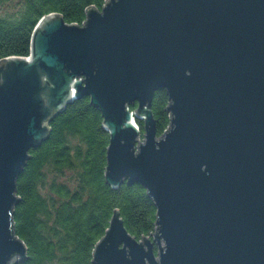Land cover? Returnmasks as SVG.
I'll use <instances>...</instances> for the list:
<instances>
[{"label": "water", "instance_id": "water-1", "mask_svg": "<svg viewBox=\"0 0 264 264\" xmlns=\"http://www.w3.org/2000/svg\"><path fill=\"white\" fill-rule=\"evenodd\" d=\"M83 96L109 134L105 182L141 184L156 208L139 240L115 209L93 264H264V0H105L81 25L43 15L29 55L0 59V264L27 257L12 211L29 150Z\"/></svg>", "mask_w": 264, "mask_h": 264}, {"label": "trees", "instance_id": "trees-1", "mask_svg": "<svg viewBox=\"0 0 264 264\" xmlns=\"http://www.w3.org/2000/svg\"><path fill=\"white\" fill-rule=\"evenodd\" d=\"M7 2L17 6L11 14L1 11ZM104 2L0 0V59L29 55L32 30L43 15L58 12L65 22L81 25L86 11ZM167 105L165 89L156 90L150 108L157 136L170 122ZM102 122L89 97L76 98L52 118L48 137L29 150L12 211L14 232L25 243L27 257L16 264H93V248L115 209L136 239L156 231V208L141 184L112 188L105 182L109 134ZM135 123L142 135V121Z\"/></svg>", "mask_w": 264, "mask_h": 264}, {"label": "rangeland", "instance_id": "rangeland-1", "mask_svg": "<svg viewBox=\"0 0 264 264\" xmlns=\"http://www.w3.org/2000/svg\"><path fill=\"white\" fill-rule=\"evenodd\" d=\"M16 7H17V6H16L14 3H12V2H7V3H5V4L3 5L1 11H2L3 13H6V14H11V13H13V12L15 11ZM141 136H143V135H140V136H139L140 140H142V139H141Z\"/></svg>", "mask_w": 264, "mask_h": 264}, {"label": "built area", "instance_id": "built-area-1", "mask_svg": "<svg viewBox=\"0 0 264 264\" xmlns=\"http://www.w3.org/2000/svg\"><path fill=\"white\" fill-rule=\"evenodd\" d=\"M134 124L137 126V124L135 123V121H134Z\"/></svg>", "mask_w": 264, "mask_h": 264}]
</instances>
